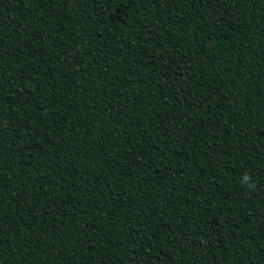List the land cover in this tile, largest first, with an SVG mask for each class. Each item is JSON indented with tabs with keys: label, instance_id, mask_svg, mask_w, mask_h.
<instances>
[{
	"label": "trees",
	"instance_id": "trees-1",
	"mask_svg": "<svg viewBox=\"0 0 264 264\" xmlns=\"http://www.w3.org/2000/svg\"><path fill=\"white\" fill-rule=\"evenodd\" d=\"M0 264H264V0H0Z\"/></svg>",
	"mask_w": 264,
	"mask_h": 264
}]
</instances>
